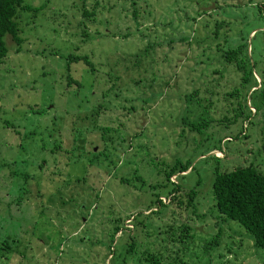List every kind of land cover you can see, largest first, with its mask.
I'll list each match as a JSON object with an SVG mask.
<instances>
[{"label":"rangeland","instance_id":"obj_1","mask_svg":"<svg viewBox=\"0 0 264 264\" xmlns=\"http://www.w3.org/2000/svg\"><path fill=\"white\" fill-rule=\"evenodd\" d=\"M147 2L151 13L136 20L128 11L123 15L125 9L118 11L121 5L130 11L128 0H21L16 8L21 40L16 43L5 33L7 52L0 59V264H107L109 224L118 216L122 226L131 227L132 215L145 207L149 185L163 180L160 168L176 156L189 159L192 168L170 180L184 188L196 182L193 204L198 216L189 220L190 249L201 250L210 239L211 264H264V250L253 244L249 233L216 211L213 160L203 158L213 153L227 169L253 162L264 173V92L252 95L255 114L220 128L224 125L216 120L230 117L235 105L228 91L238 73L230 65L206 64V51H199L204 42L177 39L190 34L207 40L215 16H220L228 22L220 32L233 42L247 11L230 6L214 13V0ZM142 3L137 0L140 8ZM93 7V14H83ZM200 9L205 12L197 14ZM182 12L188 20L180 17ZM254 31H248L247 39ZM147 40L155 46L150 52L154 73L150 85L135 84L130 78L135 74L122 62ZM263 40V33L252 37L251 54L264 80ZM219 42L225 44L221 36ZM207 52L213 61V49ZM68 53L86 54L96 68L90 71L80 60L67 66ZM115 62L120 64L113 69ZM114 72L116 79L104 81V75ZM68 73L80 84L70 82ZM111 79L112 89L100 95L98 88L107 87ZM194 87L214 120L198 134L178 120L195 115L198 105L182 95ZM251 89L236 96L246 100L250 112ZM98 101L108 107L98 108L92 123L88 111L94 112ZM131 104L133 112L126 109ZM98 125H108L110 132L101 137ZM165 197L162 193L167 201ZM190 249L183 261L201 264L202 257L188 255Z\"/></svg>","mask_w":264,"mask_h":264},{"label":"trees","instance_id":"obj_2","mask_svg":"<svg viewBox=\"0 0 264 264\" xmlns=\"http://www.w3.org/2000/svg\"><path fill=\"white\" fill-rule=\"evenodd\" d=\"M130 3V11L119 6V10H124V14L127 11L130 13L132 19L136 20L138 17H143L151 13L149 8L145 6L147 0L143 1L141 8L137 5V0H128ZM203 0H200L202 2ZM171 4L177 3V0H170ZM199 3V2H198ZM21 4V0H0V59L6 55L7 48L3 40V35L7 33L13 41L19 43L21 38L17 32V25L14 19L16 8ZM214 13L218 9H224V7H238L245 8L247 11L241 16V26L237 29L235 41H229L226 34L220 32V27L227 21L220 16H215L212 28L208 30L205 36L207 40L203 41L202 38L196 39L195 36L190 34H181L177 36V39L184 40L186 43H202L204 45L200 48V53L206 51V58L204 61L206 64L211 62H217L222 67L230 65L238 73V81L228 91L229 95H233L235 98V105L232 106V114L230 117H221L217 121L221 122L223 126L220 128L226 129L230 124L235 123L239 118H247L251 114H255L257 109L252 103V95L258 94L263 95L264 92V80L257 61L252 58V37L257 33L264 35V0H241V2H235L234 0H214ZM109 6V5H108ZM110 4L109 7H112ZM96 8L92 10L83 9V14H93ZM205 9L196 10V13H203ZM225 11L218 12L224 13ZM250 14V16H249ZM180 17L185 21L186 15L184 12L180 14ZM202 20V19H201ZM205 20L203 19L202 22ZM138 27H135V30ZM255 29L253 36L247 39V33L249 30ZM140 34L145 35L143 29L138 30ZM245 31V32H244ZM128 31L123 34L127 35ZM219 36L222 37V41L225 44L219 42ZM193 38V39H192ZM172 40V37L168 39ZM264 43V40H263ZM247 46L249 50H247ZM154 44L148 40L144 43L141 48L133 50V52L126 56V61L122 62V67L126 70L132 71L136 77H130L132 81L137 84L139 81H144L150 85V81L153 76V55L150 54L154 50ZM213 49L215 58L212 60V56L209 57L210 51ZM132 56V57H131ZM67 66L71 61H78L85 63V65L93 71L96 68L91 60L87 58L86 54L76 55L68 53ZM209 57V59H208ZM208 59V62H207ZM169 61V58H168ZM156 63V61H155ZM118 62L113 65L116 67ZM124 64V65H123ZM258 67V68H257ZM215 71H219L218 68H214ZM255 73L261 78L260 81L256 80ZM116 79L118 75L116 72L106 74L103 76L104 81ZM67 78L70 82L80 84L77 79H74L67 74ZM110 80V84L107 87H99L98 93L100 95L106 94L112 89L113 80ZM166 83L169 82V77L166 78ZM258 85V86H257ZM250 105L254 107V110L250 112L248 108L249 104H246V100H239L236 96H243L246 91L250 89ZM197 88L194 87L190 92L183 90L182 95L186 101H195V105H198L194 110L195 115L193 119H187L185 115H180L178 120L183 123L187 128L194 133L198 134L201 130L206 129L212 125L211 121L213 117L207 116L204 108V104L197 97ZM96 92V91H94ZM162 91H159L161 94ZM147 98H143L145 100ZM149 99V98H148ZM191 103V104H192ZM188 104V103H187ZM190 105V104H189ZM96 109L93 114L94 119L91 121L95 122V115L98 114L100 107L106 108L107 103L103 104L102 101H98L93 105ZM128 111L135 110L133 104L126 107ZM256 109V111H255ZM190 111V108H185L184 111ZM201 111V112H200ZM200 112V113H199ZM199 113V114H198ZM90 121V120H88ZM214 121V120H213ZM121 124V122H118ZM240 124V122H239ZM240 129L241 126L239 125ZM100 129L101 137L105 136L104 132H110L108 125H98ZM218 128V127H217ZM215 128V129H217ZM240 131H237L234 135H237ZM110 134V133H109ZM195 134V135H196ZM229 136V135H228ZM236 137V136H235ZM222 138V137H221ZM220 138V139H221ZM219 139V140H220ZM218 140V144H219ZM219 150V146L215 147ZM212 158L213 166H211L212 180H211V191L214 201L215 209L218 213L222 214L223 217L235 220L241 225L250 235L253 244L264 250V173L259 169L257 164L249 162L247 164H235L231 168H223L218 164L219 157L215 154L204 156V159ZM90 162V159H87ZM190 167L189 159H180L178 156L174 157L171 162L163 163L160 171L163 174V180L155 182L150 186L151 190L148 193V199L145 203L144 209L137 210L131 217V227L122 226V221L118 219V216L113 218V222L109 224L108 237L109 242L107 247H111L109 250L108 263L107 264H191V262H184L183 256L190 249V243L193 237V226L190 223V219H194V216H198L195 212L194 198L197 195L195 184L186 188L181 187L179 181L170 180V176L177 173L179 175L184 174L185 170ZM222 168V169H221ZM183 172V173H181ZM138 178V175L134 176ZM123 182H129L127 177L121 178ZM140 183H143L142 178L139 179ZM156 189L153 190V188ZM165 194L167 201L161 199V194ZM145 210H148L145 212ZM121 221V222H120ZM121 229V234H116V231ZM211 242L210 239L204 241L200 246V249L191 247L189 256H200L204 261L201 264H211ZM199 251V254L197 253Z\"/></svg>","mask_w":264,"mask_h":264}]
</instances>
